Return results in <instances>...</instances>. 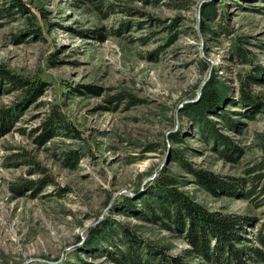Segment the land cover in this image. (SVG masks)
Instances as JSON below:
<instances>
[{"label":"rangeland","instance_id":"1","mask_svg":"<svg viewBox=\"0 0 264 264\" xmlns=\"http://www.w3.org/2000/svg\"><path fill=\"white\" fill-rule=\"evenodd\" d=\"M21 1L25 11L0 0V69L43 83L0 78V264H119L85 243L104 218L185 264H211L176 230L113 211L161 170L209 211L249 215L244 242L263 250L264 204L212 194L188 170L245 180L261 154L264 0ZM205 78L238 119L231 129L211 116L234 159L186 112Z\"/></svg>","mask_w":264,"mask_h":264},{"label":"trees","instance_id":"2","mask_svg":"<svg viewBox=\"0 0 264 264\" xmlns=\"http://www.w3.org/2000/svg\"><path fill=\"white\" fill-rule=\"evenodd\" d=\"M91 1L97 6L98 0ZM9 2L12 4V11V6L18 11L26 10L21 0ZM0 78H5L13 86L29 88L32 91L37 90L43 83L3 69H0ZM214 84L215 82L209 79L202 88L200 98L188 103L185 110L192 116L201 138L211 143L222 157L234 159L239 154V148L230 140L227 141L223 127H219L211 116H222L225 128L231 129L239 127L238 119H230L225 112L220 111L223 99ZM239 101L244 105L257 102L250 98ZM56 118L58 119L57 116ZM178 135L173 137L177 138ZM259 145L261 154L254 165L246 169L245 180L233 177L222 181L224 178L220 179L221 177L206 170H186L193 175L197 184L212 194L239 196L241 199L252 201L256 207L262 206L264 132L259 136ZM144 186V193L139 198L119 197L113 211L131 212V216L148 219L162 229L176 230L192 246L191 251L189 250L192 255L201 256L211 264H252L256 259L264 260L263 228L256 230V239L263 245V250L244 242L246 239L243 236L251 223L249 215L209 211L181 190L176 176L167 170L158 172L157 176ZM126 229L128 230V227L125 224L104 218L88 231L85 243L87 246L93 245L94 249L102 250L109 259L120 261L119 264H185L180 256L171 254L166 246H156L140 234L129 230L128 232Z\"/></svg>","mask_w":264,"mask_h":264},{"label":"water","instance_id":"3","mask_svg":"<svg viewBox=\"0 0 264 264\" xmlns=\"http://www.w3.org/2000/svg\"><path fill=\"white\" fill-rule=\"evenodd\" d=\"M207 79H208V78H205V79L201 82V84H200V86H199V89H198V91H197L196 98L193 99V100H196V99L198 98V96L200 95L201 90H202L203 86L205 85ZM193 100H192V101H193ZM155 175H156V173L150 175V177H147V178L145 179V181H147V180H149V179H152L153 177H155Z\"/></svg>","mask_w":264,"mask_h":264}]
</instances>
